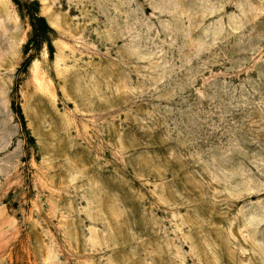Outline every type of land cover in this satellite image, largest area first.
<instances>
[{
  "label": "rangeland",
  "instance_id": "obj_1",
  "mask_svg": "<svg viewBox=\"0 0 264 264\" xmlns=\"http://www.w3.org/2000/svg\"><path fill=\"white\" fill-rule=\"evenodd\" d=\"M0 264H264V0H0Z\"/></svg>",
  "mask_w": 264,
  "mask_h": 264
},
{
  "label": "trees",
  "instance_id": "obj_2",
  "mask_svg": "<svg viewBox=\"0 0 264 264\" xmlns=\"http://www.w3.org/2000/svg\"><path fill=\"white\" fill-rule=\"evenodd\" d=\"M14 3L18 7V9H20L19 4H17L16 1H14ZM33 4L35 5V7L37 6V8L33 11V14L30 16L31 35H30V38L28 39V42L23 47V54H24V56H28L29 52L31 51L30 47L34 44H36V51L38 53L36 55H29L24 60L21 68L18 71V72H23V73L26 72V70L29 68V66L33 62V60L36 58V56L42 50L40 37H41L42 33H44L43 29L45 28V30H47V32H45V34L46 33H52V29L49 27V25L47 24L45 19L39 15L38 4L36 2H34ZM46 42H47L49 48H52L50 40L48 39Z\"/></svg>",
  "mask_w": 264,
  "mask_h": 264
}]
</instances>
